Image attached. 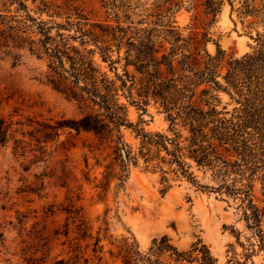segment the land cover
<instances>
[{
    "label": "rangeland",
    "instance_id": "obj_1",
    "mask_svg": "<svg viewBox=\"0 0 264 264\" xmlns=\"http://www.w3.org/2000/svg\"><path fill=\"white\" fill-rule=\"evenodd\" d=\"M262 2L254 0L252 5L260 8ZM238 3L239 0H0V17L28 13L37 21L62 25L69 15L73 23L78 17L86 19L80 20L81 24L120 27L126 43H136L138 39L146 44L150 40L158 59L174 45L177 55L173 59L180 58L178 51L220 56L218 69L222 77L226 63L251 52L255 44L251 36L263 29L257 17L238 14ZM251 22L255 25L248 27ZM55 31L52 28L51 35ZM59 32L75 35L74 29ZM69 43L78 47V40ZM85 48L94 47L89 43ZM126 48L127 44L119 50L112 48L111 60L121 59L112 65L116 71L101 61L97 51L95 65L110 79L116 80L115 73L124 78L122 58ZM46 66L44 58L0 48V118L12 123L16 139L29 143L23 156L14 152L11 140L0 150V264H24L18 254L22 239L32 248L41 246L36 257H44L46 264L60 259L76 264H122L125 243L146 253L152 241L163 236L182 252L194 244L204 245L215 264L244 261L251 233L245 227L239 201L211 190L217 185L210 171L191 169L204 188L172 174L168 175L166 188L160 182V173L146 169L141 159L122 172L120 153L93 134L49 128L62 119H79L86 108L46 82ZM126 70L134 81L126 82L132 99L127 101L125 89L118 94L133 129L121 128V134L136 153L140 139L135 130L164 133L168 122L151 98L142 107L145 112L131 104L134 101L140 105L144 100L139 96L141 76L132 66ZM218 80L223 84L221 78ZM116 85L120 82L116 81ZM215 95V109L221 117L236 114L238 105L233 99L221 91ZM42 136L40 144L34 141ZM253 195L257 207L264 210V190L259 181L253 183ZM66 224L68 237L64 234ZM28 232L35 239L20 238L19 233ZM83 235L85 238H81ZM252 249L255 252L247 264H264L263 251L255 246Z\"/></svg>",
    "mask_w": 264,
    "mask_h": 264
},
{
    "label": "trees",
    "instance_id": "obj_2",
    "mask_svg": "<svg viewBox=\"0 0 264 264\" xmlns=\"http://www.w3.org/2000/svg\"><path fill=\"white\" fill-rule=\"evenodd\" d=\"M253 1L239 0L237 11L243 17H257L263 27L262 32L256 31L255 36H251L255 43L251 52L231 58L226 63V72L222 77L218 69L220 56L211 57L206 53L199 56L198 52L178 51L180 58L173 59L177 55V45H174L168 54H162L158 59V51L150 40L146 44L138 42V39H135L136 43H126L120 27L81 24L80 20L86 19L78 17V21L73 23L69 15L62 25L37 21L28 13L21 17H0V48L22 50L37 59H46V82L86 108L79 119H62L49 128L56 132L68 128L77 133L93 134L120 153L122 172L130 163L136 165L141 159L146 169L160 173V182L166 188L169 174L204 188L195 180L191 169L195 167L202 173L208 170L217 185L211 190L238 199V208L251 238L247 239L245 251L248 253L244 255V261L236 260L235 264H247V259L255 252L252 249L254 246L264 253V210L257 207L253 195L255 181H259L264 190V2L262 7L256 8L252 5ZM19 5L25 8L22 3ZM254 25L251 22L248 27ZM86 26L89 28L85 29ZM52 28L56 30L54 35H51ZM73 29L75 35L59 32ZM70 40H78V47L70 44ZM179 40V36L175 37L176 42ZM89 43L93 49L85 48ZM122 44H127L122 58L124 78L115 73L116 80H113L99 70L93 57L97 51L101 61L116 71L112 65L121 59L113 62L110 53L114 46L119 50ZM128 66L141 76L139 96L144 99L140 105L134 101L131 104L145 112L142 107L151 98L159 104L168 122L164 133L135 130L140 139L136 153L123 141L121 134V128L133 129L127 118L126 105L120 102L118 94L125 89L127 101L132 99L130 88L126 86L127 81L134 83L126 70ZM116 81L120 82L119 86ZM201 86L205 87L200 89ZM218 91L226 93L238 105L236 114L231 118L221 117L215 109L218 103L215 92ZM11 126V122L0 118V150L11 140L14 152L23 156L29 143L16 139V131L11 130ZM21 136L24 137L22 133ZM40 138L43 136L34 141L40 144ZM65 227L64 234L68 237V224ZM19 234L20 238L35 239L30 232ZM81 238H85L84 235ZM19 244L18 254L24 264H46L44 257H36L41 246H27L24 239ZM121 252L122 264H215L204 245L194 244L188 251L182 252L172 246L166 236L159 241L154 239L146 253H140L137 247L127 243ZM52 264L76 263L60 259Z\"/></svg>",
    "mask_w": 264,
    "mask_h": 264
}]
</instances>
